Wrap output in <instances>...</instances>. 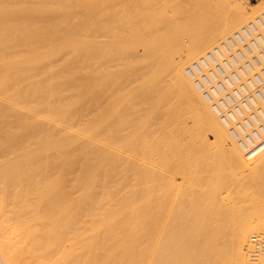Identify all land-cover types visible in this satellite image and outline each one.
I'll return each instance as SVG.
<instances>
[{"label": "bare ground", "instance_id": "1", "mask_svg": "<svg viewBox=\"0 0 264 264\" xmlns=\"http://www.w3.org/2000/svg\"><path fill=\"white\" fill-rule=\"evenodd\" d=\"M62 1L0 0V80L39 77L43 83L36 88L34 101L45 108L72 113L66 120L56 119L49 110L24 111L18 108L24 104L17 107L0 101V156L36 157L38 153L48 161L63 156L68 144L79 153L75 164L67 170L71 178L67 179L66 187L55 188L56 182L46 180L50 188L43 206L45 216L53 214L57 228L50 231L42 227L41 234L49 241L52 239L56 260L68 263L67 258L75 252V239L81 226L74 197L78 183L104 187L110 177L118 176L131 190L117 196L110 207L119 212L121 219L134 220L138 218L136 203L142 197L140 185L148 188L154 187L149 183H154L161 191H171L175 196V191H189L193 185L201 184L204 170L219 171L216 162L229 163L231 168H226L231 170L232 164L236 165L234 172L235 167L249 168L264 155V146L243 157L185 74V65L205 55L255 18L247 0H84L80 5L90 3L86 5L91 6L92 31H79L76 22L65 18L64 25L60 22L62 30L57 32L48 21L52 16L63 17ZM121 6L123 13H117ZM261 9L264 11L263 0ZM94 49L96 65L93 68L92 62L85 58L93 56ZM56 52L61 54L57 57L59 60L55 58ZM119 62L122 68L128 69L120 82L116 81V72L113 73ZM89 70L98 73L94 81ZM57 87L63 89L55 91ZM58 93L65 95L64 100ZM82 95H92V101L89 104L81 99L77 101ZM8 111L17 114L15 119L24 128L6 142V135L19 128L18 125L13 129L16 123L8 121L7 118L11 119ZM57 121L62 125H57ZM89 160L94 165H89ZM208 160L216 165L212 162L209 165ZM109 162L116 171L111 176ZM54 164L48 162L42 167L48 171ZM167 170L170 175L164 173ZM233 171L229 170V174L234 176L237 172ZM47 173L48 178L53 174ZM178 178L182 182L189 179L187 189L182 182L183 185L179 183L182 187L177 183L181 181ZM218 191L212 193L211 205L223 201L224 193ZM161 200L157 202L160 204ZM88 205L98 210L105 207L96 195ZM3 207L0 203V264H24L21 258L31 251L17 239L20 237L18 218L4 212ZM105 212L108 208L100 218L103 215V219H111ZM156 214L155 223L164 220V215ZM181 215L183 218L178 215L175 219L188 218H184V213ZM145 218L149 219L146 215ZM252 224H242L235 230L236 264H249L248 237L256 230ZM26 231L38 232L34 228ZM263 238V234L250 238L251 259L264 253ZM263 261L260 258L251 264H264Z\"/></svg>", "mask_w": 264, "mask_h": 264}, {"label": "rangeland", "instance_id": "2", "mask_svg": "<svg viewBox=\"0 0 264 264\" xmlns=\"http://www.w3.org/2000/svg\"><path fill=\"white\" fill-rule=\"evenodd\" d=\"M82 2L84 0H63V17L61 19L55 16L49 18L48 22L54 26L53 29H57V32L58 30H62L60 22L64 25L66 22L65 18H69L73 23L76 22L75 27L77 30L83 29V32L86 30L91 32L92 18L89 15L91 6L86 5L90 3H85L82 6L80 5ZM247 2L249 4V11L253 13V18L264 12L261 9V0H247ZM122 7L118 8L116 12L123 13L124 7L123 9ZM78 25L80 28H77ZM56 45L53 44V46ZM139 50H141L140 47H138ZM60 55V52H56L55 58L59 60L57 57H60ZM95 55L96 50L94 49L93 56L85 58L89 62H92L93 68L96 65ZM121 66V62L117 63L113 71V73L116 72V81L118 82L121 79L123 80L128 74V69H124ZM163 69L162 67L160 68L161 73H163ZM92 71L89 70L94 81L98 73L95 70ZM41 83L43 82L39 77L27 80L8 78L0 80V101L10 106L24 104L22 107L17 106L20 110L24 111L34 112L35 110L43 112L49 110L56 119H68L72 113H62L53 107L45 108V105H39L34 101L33 96L37 94L36 88L40 87ZM62 89L63 87H57L55 91ZM58 96L62 98L61 100H64L65 95L58 93ZM72 98L76 97L72 96ZM80 99L85 104H89L92 101V95H88L87 97L82 95L76 98L77 101ZM44 100L47 101V98L44 97ZM8 112L11 114V119L7 118L8 121L16 123L13 129L18 125L19 128L16 131L12 130L6 135L4 139L6 142L11 141L16 132L24 128L21 123L16 121L15 115L17 114L14 115V111ZM56 123L57 125H62L59 121ZM93 136V141H95V133ZM79 156V153L73 150L72 144L67 145L66 153L63 156L49 159L48 161L45 160L44 156H39L38 153L36 157H20L22 160L19 157L6 158L0 156V203L4 206V212L14 217L16 216V219L18 218L17 230L20 237L18 236L17 239H19V243L26 244L33 255L31 256L30 252L24 256V259L22 257L21 261L24 264H236L233 252V238L238 226L242 224L251 226L252 223L256 222V225L253 226L252 224V227L256 228L254 232L256 234L254 235L252 232L253 234L251 233L250 238L261 234L264 235V155L247 169L235 167L236 174L233 171L236 165L232 164L231 170L227 162H216V165L213 160H208L209 162L207 161V163L209 165L211 164L210 162H212V165L214 163L219 168V171L217 169H213L214 171L207 170L208 172L204 170L200 176V178H203L202 183L193 185V188L189 189V191H184V189L179 191V193L175 191V196H173L171 191H161L157 186L155 187L154 183H149V185L154 187L148 188H146L147 185H140L142 197L136 203L138 218L134 220L121 219L119 212H114L112 210L113 207H110L117 196L131 190L129 185L126 186L125 182L117 178L118 176H115V179L110 177L104 183V187L78 183V189L74 193V197L77 198L75 208L78 223L81 226H79L80 229L77 231L75 239V252L71 253L72 255L67 258L68 263L66 260L58 262L56 260L57 254L55 255L56 257L54 256L55 246L52 239L49 241L41 234L42 227L50 231L53 230V227L54 229L55 227L57 228L53 214L46 216L44 214L45 196H48L46 194H48L50 188L46 180L51 179V181L56 182L55 188L59 186L66 187L67 179L71 178L67 170ZM48 162L51 164L55 163L53 166L55 170L53 168L48 170L49 172H53L50 178H48V171L44 169ZM89 162V165H94L93 161L89 160ZM226 166L230 168L228 169ZM211 167L209 166L210 169ZM113 170V163L109 162L108 171L110 176L116 172ZM229 170L233 171L235 175L233 176L231 172L230 175ZM164 173L166 175L171 174L168 170ZM233 177H237V179ZM180 180L177 183L184 184L183 188L187 186L188 182L190 183L189 179L185 180L186 182H182V179ZM215 190L224 193L221 196L223 201L217 203V205H214L215 203L211 205L210 199ZM159 194H161L160 197H158ZM95 195L101 199V205L104 204L105 206L104 209L108 208V212L103 214H109L111 219H103V215L100 218L104 209H93L88 205L91 197L94 198ZM164 197H167L166 200ZM157 198L158 200L164 198L161 201L166 203L163 204L161 202L159 204ZM170 205H172V209ZM128 209L130 210L131 208ZM160 209L163 212L165 210V213L160 211ZM170 211L173 213L172 215ZM156 213L165 216L164 220L159 219L160 224L159 220L155 223ZM182 213L186 214L184 218L188 217L185 218L186 221H183L185 219H179V221L175 219L181 218L183 216L181 215ZM145 215L149 217L148 220L145 218ZM178 215L179 217H177ZM87 220H90V223L84 224ZM168 221L169 224L167 225ZM247 221L248 224H246ZM83 225L86 227H83ZM39 226L40 230H38ZM28 228L37 229L38 232L31 234L29 231H26ZM45 234L49 237V233ZM250 238L248 237L249 245L246 250L249 264L255 263L260 258H264V253L260 254L256 259L250 258L249 250L253 246ZM262 244L264 246V238L262 239Z\"/></svg>", "mask_w": 264, "mask_h": 264}, {"label": "built area", "instance_id": "3", "mask_svg": "<svg viewBox=\"0 0 264 264\" xmlns=\"http://www.w3.org/2000/svg\"><path fill=\"white\" fill-rule=\"evenodd\" d=\"M240 154L264 146V13L186 66Z\"/></svg>", "mask_w": 264, "mask_h": 264}]
</instances>
